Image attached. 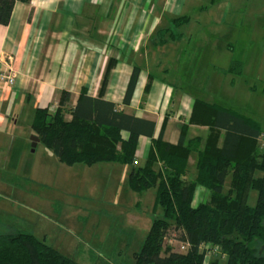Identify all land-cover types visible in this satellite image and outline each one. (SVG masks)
<instances>
[{"label":"crops","instance_id":"obj_1","mask_svg":"<svg viewBox=\"0 0 264 264\" xmlns=\"http://www.w3.org/2000/svg\"><path fill=\"white\" fill-rule=\"evenodd\" d=\"M245 6L248 12H240ZM262 28L264 3L259 0L16 1L8 23L0 24V70L17 74L12 86L0 83V165L11 158L13 144L18 146L21 123L33 133L35 109L53 111L61 90L70 92L71 105L84 90L152 120L153 138L160 132L172 144L181 134L185 140L205 138L208 127L189 122L194 99L203 97L188 86L206 84L211 86L207 93L215 92L217 76L225 79L224 71L236 60L232 53L242 47L244 55L237 58L242 68L253 47V32ZM243 31L246 43L240 39ZM220 56L226 58L222 65ZM134 67L139 70L136 85L124 105ZM151 141L138 137L135 165L143 164ZM195 160L191 153L186 174L194 176ZM97 164L122 165L127 177L131 169L117 162L86 166ZM196 193L207 192L200 187Z\"/></svg>","mask_w":264,"mask_h":264},{"label":"trees","instance_id":"obj_2","mask_svg":"<svg viewBox=\"0 0 264 264\" xmlns=\"http://www.w3.org/2000/svg\"><path fill=\"white\" fill-rule=\"evenodd\" d=\"M16 1L29 0H0L1 25L8 23ZM241 65L234 61L229 71L240 72ZM138 72L134 67L124 105L130 102ZM189 122L207 126L206 137L185 140L181 134L172 144L161 132L152 137L150 119L84 90L71 105L70 92L61 90L53 111L35 109L30 127L38 142L66 165H130L132 191L154 188L153 211L159 206L162 216L151 220L141 247L133 253V264H264V129L248 115L201 98L194 99ZM141 135L150 137L152 144L143 164L135 165ZM191 153L196 154L195 174L187 180ZM200 187L207 197L194 203ZM251 189L257 192L252 206ZM170 235L179 250L166 242ZM0 264L79 263L30 232L12 231L0 233Z\"/></svg>","mask_w":264,"mask_h":264},{"label":"rangeland","instance_id":"obj_3","mask_svg":"<svg viewBox=\"0 0 264 264\" xmlns=\"http://www.w3.org/2000/svg\"><path fill=\"white\" fill-rule=\"evenodd\" d=\"M259 2L262 5L264 0ZM239 11L246 13L248 8ZM260 31L253 32V47L240 72L226 69L224 79L213 71L220 81L212 86L215 92L207 93L211 86L206 84L188 89L252 117L264 129V28ZM241 34L246 43L245 31ZM241 49L232 53L237 61L244 55ZM224 60L220 56L218 63ZM19 134L18 146L13 144L15 154L0 165V233L30 232L79 264H133V253L141 247L151 220L162 216L159 206L153 211L154 188L141 193L130 190L122 165H113L122 169L66 165L41 142L32 151L33 133L27 124L21 123ZM192 178L190 172L186 174L187 180ZM206 195L196 193L194 203ZM256 195V190L249 191V205H254ZM170 237L166 242L179 250L176 237Z\"/></svg>","mask_w":264,"mask_h":264},{"label":"built area","instance_id":"obj_4","mask_svg":"<svg viewBox=\"0 0 264 264\" xmlns=\"http://www.w3.org/2000/svg\"><path fill=\"white\" fill-rule=\"evenodd\" d=\"M16 76V71L13 69L0 70V83L4 86L10 87L14 84ZM205 248L208 249L207 246H205ZM208 251H210V249Z\"/></svg>","mask_w":264,"mask_h":264},{"label":"water","instance_id":"obj_5","mask_svg":"<svg viewBox=\"0 0 264 264\" xmlns=\"http://www.w3.org/2000/svg\"><path fill=\"white\" fill-rule=\"evenodd\" d=\"M31 139H32V151H33L36 142H38V137L36 135H32Z\"/></svg>","mask_w":264,"mask_h":264}]
</instances>
